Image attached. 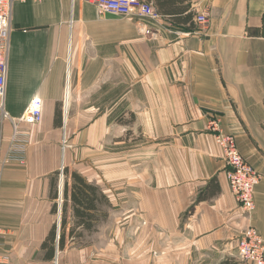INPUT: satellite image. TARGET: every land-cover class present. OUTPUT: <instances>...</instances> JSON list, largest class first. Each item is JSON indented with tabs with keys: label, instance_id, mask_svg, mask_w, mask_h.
Listing matches in <instances>:
<instances>
[{
	"label": "crops",
	"instance_id": "crops-1",
	"mask_svg": "<svg viewBox=\"0 0 264 264\" xmlns=\"http://www.w3.org/2000/svg\"><path fill=\"white\" fill-rule=\"evenodd\" d=\"M143 1L157 21L98 17L94 0L14 3L5 109L18 118L40 98L43 120L23 126L25 162L2 164L13 129L0 114V264H53L42 246L65 169L109 200L77 241L69 203L72 264H241L249 220L214 119L261 176L251 222L264 239V0Z\"/></svg>",
	"mask_w": 264,
	"mask_h": 264
},
{
	"label": "built area",
	"instance_id": "built-area-1",
	"mask_svg": "<svg viewBox=\"0 0 264 264\" xmlns=\"http://www.w3.org/2000/svg\"><path fill=\"white\" fill-rule=\"evenodd\" d=\"M17 1L42 2L45 0H0V114L3 120L10 122L13 129L11 145L6 156L1 160L2 164L25 162L28 132L23 126L37 125L43 120V101L40 98H34L24 114L18 118L9 116L5 109L11 18L13 5ZM94 4L98 17L107 14L130 16L137 13L142 18H149L153 21L159 19V14L153 6L143 0H94ZM207 20L206 15H199L197 18V22L201 25H206ZM209 130L215 133L216 142L223 151L224 160L228 167L227 176L230 188L249 220L246 228L241 232L238 242L241 264H264V239L251 222L256 209L255 189L261 181V176L242 156L236 138L222 131L219 120H212L209 124ZM63 143L67 146L66 137H64ZM63 180L62 175L59 187L60 197L57 200L60 218L58 229H60L64 201ZM57 239H59V233ZM55 264H59V262L56 261Z\"/></svg>",
	"mask_w": 264,
	"mask_h": 264
},
{
	"label": "trees",
	"instance_id": "trees-1",
	"mask_svg": "<svg viewBox=\"0 0 264 264\" xmlns=\"http://www.w3.org/2000/svg\"><path fill=\"white\" fill-rule=\"evenodd\" d=\"M69 170L65 169L63 187V206L61 212V225L55 224L49 237L42 246L46 252V259L55 260L57 254L65 249L66 246V219L68 216V207L71 203L73 226L69 230V238L72 241L81 240L85 233L91 234L97 231V225L108 217L105 209L109 206L108 198L100 191L99 187L88 183L77 172H72V183L67 179ZM53 184L52 197L58 198V190L54 193ZM53 213H58L57 204L54 205ZM59 233V239H57Z\"/></svg>",
	"mask_w": 264,
	"mask_h": 264
},
{
	"label": "rangeland",
	"instance_id": "rangeland-1",
	"mask_svg": "<svg viewBox=\"0 0 264 264\" xmlns=\"http://www.w3.org/2000/svg\"><path fill=\"white\" fill-rule=\"evenodd\" d=\"M66 134H67V138H68V130H67V128H63V136L64 137H66ZM69 139V138H68ZM69 145H70V143H69ZM69 147V146H68ZM67 150H69V149H67ZM103 151V155H104V152H110V150L109 149H103L102 150ZM61 176H62V173H61ZM61 176H60V178H61ZM60 185H61V183H60ZM64 185V184H63ZM60 187V186H59ZM64 187V186H63ZM64 202V201H63ZM58 204V203H57ZM58 206V205H57ZM59 220H60V218H59V213L57 214V220H56V224L59 226ZM60 225H61V221H60ZM93 243H94V237L92 236H90V237H86L84 240H83V243L82 244H80V242H79V244H76V246H74V247H76V248H78V247H85V246H89V245H93ZM79 260V258H72L69 254H68V252L67 251H64L63 253H58L57 254V256H56V258H55V260H54V262H53V264H55V262L56 261H58L59 262V264H72L73 262L75 263L76 261H78Z\"/></svg>",
	"mask_w": 264,
	"mask_h": 264
}]
</instances>
